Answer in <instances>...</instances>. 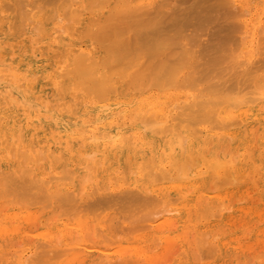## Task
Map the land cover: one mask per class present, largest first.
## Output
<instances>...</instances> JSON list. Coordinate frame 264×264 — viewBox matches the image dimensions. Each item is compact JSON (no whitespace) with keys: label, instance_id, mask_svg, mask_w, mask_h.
I'll list each match as a JSON object with an SVG mask.
<instances>
[{"label":"bare ground","instance_id":"6f19581e","mask_svg":"<svg viewBox=\"0 0 264 264\" xmlns=\"http://www.w3.org/2000/svg\"><path fill=\"white\" fill-rule=\"evenodd\" d=\"M257 180L264 0H0V264H218Z\"/></svg>","mask_w":264,"mask_h":264},{"label":"rangeland","instance_id":"374dc122","mask_svg":"<svg viewBox=\"0 0 264 264\" xmlns=\"http://www.w3.org/2000/svg\"><path fill=\"white\" fill-rule=\"evenodd\" d=\"M210 182H213V181H210ZM210 182H208L206 186H208L207 188L212 187V190H213L212 185H215L217 182L216 181L213 182L214 184L212 183V185ZM238 184H239V182L235 183L234 185H238ZM209 185H211V186H209ZM215 189L217 190V185L215 186ZM212 190H210L211 193H212ZM216 190L213 191L214 192L213 194L219 193L220 190H222V189L218 188V191H216ZM261 193H262V195H261ZM236 200H238L240 202H238ZM246 200L248 201L249 205L251 207H253L252 211L257 212L255 217L252 215V213L249 214L247 212H237L235 210L236 207H240V206L242 207L246 203ZM229 203H230V206L232 207L230 209V212L233 213L232 217L235 219V223H234L235 228L232 227V230L228 231L227 235L240 236L244 241L249 242V245L247 246V250L244 253H239V252L229 253L228 255L223 256L221 259L222 262H219L218 264H220V263L221 264H244V263L245 264H249V263L250 264H264V233L261 234V238L259 240L260 243L259 242L256 243V241L252 238L253 232L256 231V229H258V228L264 229V191H262V189H261V180H257L256 183L254 182L253 184H249V185H246L244 187L241 186L240 188H238L237 192L235 194H231V196L229 198ZM125 221H126V223L125 222L124 223L127 225L128 220H125ZM125 224H124V226H125ZM219 229H221V228H219ZM118 230H119V228H118ZM118 230H117V232H119ZM191 231H193L192 234H191ZM120 233L122 235L121 230H120ZM186 234H188L187 237L192 240L191 241L192 242L191 248H193L194 252H196V253L193 254L192 253L193 250H191V253L188 255L186 253L185 247L182 246L181 243L175 242L174 244H172L173 246L171 245L172 247L170 246L171 247L170 250H167L168 253H167V255L165 254V256H167V257L164 256L168 260H166L165 258H164L165 261L160 259L158 264H168L169 261H170L169 262L170 264H178L179 262H183V264H211V263L215 264L216 256H214L213 254H210V252H208L206 250L205 246L200 247V246L196 245L198 248L195 246V244H194L195 241L193 242V235L195 234L194 230L190 229L188 231V233H186ZM207 238L209 239V237H207ZM157 245H156V248L152 252L156 251L159 248L160 244H157ZM180 250H182V251H180ZM237 256H238V258H237ZM35 259L36 258H33V261H36ZM173 259H174V261H173ZM121 260H122V258H121ZM119 261H118V264L120 262H122V261H120V262ZM127 262H129V261L127 260ZM134 262L137 264H148L144 260H137ZM134 262H132V264ZM171 262H173V263H171ZM129 264H131V263H129Z\"/></svg>","mask_w":264,"mask_h":264}]
</instances>
